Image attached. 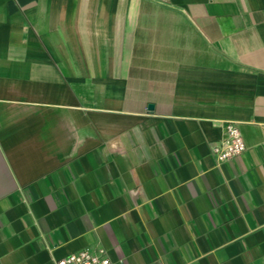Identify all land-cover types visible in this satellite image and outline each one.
I'll return each instance as SVG.
<instances>
[{
  "label": "crops",
  "instance_id": "1",
  "mask_svg": "<svg viewBox=\"0 0 264 264\" xmlns=\"http://www.w3.org/2000/svg\"><path fill=\"white\" fill-rule=\"evenodd\" d=\"M84 248L264 264V0H0V264Z\"/></svg>",
  "mask_w": 264,
  "mask_h": 264
},
{
  "label": "built area",
  "instance_id": "2",
  "mask_svg": "<svg viewBox=\"0 0 264 264\" xmlns=\"http://www.w3.org/2000/svg\"><path fill=\"white\" fill-rule=\"evenodd\" d=\"M246 148L242 133L236 122L226 123L225 137L214 148L216 157L223 161L242 153ZM55 264H114L103 248H84L56 260Z\"/></svg>",
  "mask_w": 264,
  "mask_h": 264
},
{
  "label": "water",
  "instance_id": "3",
  "mask_svg": "<svg viewBox=\"0 0 264 264\" xmlns=\"http://www.w3.org/2000/svg\"><path fill=\"white\" fill-rule=\"evenodd\" d=\"M149 108H151V109H152V108H153V104H149Z\"/></svg>",
  "mask_w": 264,
  "mask_h": 264
}]
</instances>
